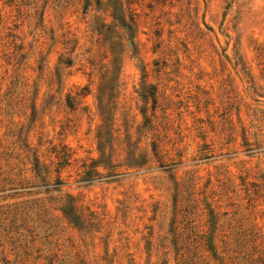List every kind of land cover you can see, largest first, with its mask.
Returning a JSON list of instances; mask_svg holds the SVG:
<instances>
[{
  "label": "rangeland",
  "instance_id": "rangeland-1",
  "mask_svg": "<svg viewBox=\"0 0 264 264\" xmlns=\"http://www.w3.org/2000/svg\"><path fill=\"white\" fill-rule=\"evenodd\" d=\"M0 264H264V0H0Z\"/></svg>",
  "mask_w": 264,
  "mask_h": 264
},
{
  "label": "trees",
  "instance_id": "trees-1",
  "mask_svg": "<svg viewBox=\"0 0 264 264\" xmlns=\"http://www.w3.org/2000/svg\"><path fill=\"white\" fill-rule=\"evenodd\" d=\"M88 176H89V173L87 172V173H85V180H84V182H87V183H89L90 181L88 180ZM46 190H48V188H46ZM76 212H77V210H76ZM73 214V213H75V209H74V207L72 208L71 207V209H70V211H69V214ZM212 219H215V216H213L212 217ZM213 240H212V238L211 239H209V241H208V244H207V249H208V251H214V246H213ZM214 256H216V254H214Z\"/></svg>",
  "mask_w": 264,
  "mask_h": 264
}]
</instances>
